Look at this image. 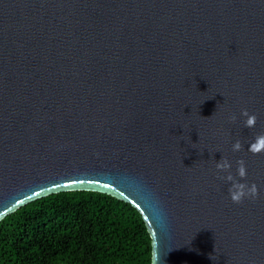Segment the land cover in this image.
I'll return each instance as SVG.
<instances>
[{"label": "water", "instance_id": "1", "mask_svg": "<svg viewBox=\"0 0 264 264\" xmlns=\"http://www.w3.org/2000/svg\"><path fill=\"white\" fill-rule=\"evenodd\" d=\"M261 133L264 0H0V221L97 192L139 212L164 264H264ZM221 156L255 200L230 201Z\"/></svg>", "mask_w": 264, "mask_h": 264}, {"label": "trees", "instance_id": "2", "mask_svg": "<svg viewBox=\"0 0 264 264\" xmlns=\"http://www.w3.org/2000/svg\"><path fill=\"white\" fill-rule=\"evenodd\" d=\"M150 250L139 212L97 192L52 194L0 221V264H149Z\"/></svg>", "mask_w": 264, "mask_h": 264}, {"label": "clouds", "instance_id": "3", "mask_svg": "<svg viewBox=\"0 0 264 264\" xmlns=\"http://www.w3.org/2000/svg\"><path fill=\"white\" fill-rule=\"evenodd\" d=\"M239 117L242 119V126L245 128L254 127L257 121V115L249 113L246 108L240 109ZM227 119L229 123H235L237 115L234 113L230 114ZM241 148L242 144L239 139L235 140L231 145L233 152H238ZM262 150H264V133L259 134L249 145V151L254 154ZM215 176L218 181L228 185V198L232 203L240 204L244 200L251 201L257 198V185L254 182L250 183L246 180L247 170L243 159L235 162V174H233L232 162L227 156H221L219 161L215 163ZM149 264H164L156 242H153L151 245Z\"/></svg>", "mask_w": 264, "mask_h": 264}]
</instances>
